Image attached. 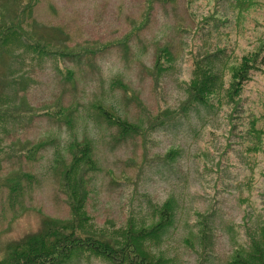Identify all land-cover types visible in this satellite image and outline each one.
Wrapping results in <instances>:
<instances>
[{"label": "rangeland", "instance_id": "rangeland-1", "mask_svg": "<svg viewBox=\"0 0 264 264\" xmlns=\"http://www.w3.org/2000/svg\"><path fill=\"white\" fill-rule=\"evenodd\" d=\"M29 1L0 0V25L15 23ZM31 3L0 44V258L44 218L69 216L60 169L86 139L98 165L89 171L91 231L111 234L130 216L149 226L155 206L174 196L175 222L149 243L152 252L167 264H233L240 250L249 258L247 225L264 224V148L251 152L230 132L229 103L169 114L188 98L196 56L222 48L231 61L260 43L264 0L243 17L233 0ZM216 7L215 20L201 21ZM242 96L240 126L251 110L264 111V66ZM97 104L142 128L119 136ZM75 264L113 263L91 256Z\"/></svg>", "mask_w": 264, "mask_h": 264}, {"label": "trees", "instance_id": "trees-1", "mask_svg": "<svg viewBox=\"0 0 264 264\" xmlns=\"http://www.w3.org/2000/svg\"><path fill=\"white\" fill-rule=\"evenodd\" d=\"M233 2L239 15L243 17L242 12L256 5L258 0H233ZM31 4L30 0L20 11L16 24L20 25L22 13ZM217 11L216 7L214 12L203 16L201 21L215 20ZM15 23L10 21L0 25V44L8 42L10 39L8 33L12 29L15 30ZM15 33L16 31L13 32V36ZM35 47L48 51L44 43H37ZM216 51H207L201 54L203 56L194 58L192 76L186 87L188 98L169 116L186 113L197 103L206 106L229 103L231 105L228 114L230 132L239 134L247 150L251 152L263 150L264 111L257 113L251 110L248 114V122H241L243 126L238 125L236 121V111L242 105V92L246 83L253 79L254 70L264 66V35L260 38V43H257L252 51L243 54L241 58L235 57L231 61H226L224 53L218 54V51L223 52V49L217 48ZM168 52H170L169 47H166L158 53L159 68L162 67L161 58L167 56ZM217 61L224 63L223 69L218 67ZM227 69L231 74L228 84L225 78ZM97 107L100 114L110 123L118 125L119 136L137 133L142 128L140 124L118 115L108 106L97 104ZM44 143L41 141L37 146L41 147ZM28 152L30 153L29 150ZM172 153L171 156L174 155ZM95 168H98V165L91 141L86 139L75 143L70 161L60 169L61 182L68 198L69 216L64 219L44 218L40 229L28 232L19 239L7 243L4 254L0 258V264H75L91 256L100 257L113 264H167V258L152 252L149 243L159 240L168 226L174 224L177 199L170 196L161 206H155L154 213H157L159 218L153 219L149 226L135 227L133 216H130L125 226L114 228L111 234H104L106 233L104 231L95 233L87 227L90 218L89 171ZM26 175L32 176L31 173ZM12 187L18 189L19 185ZM247 228L251 233L253 248L246 252L249 258H246L243 250L237 251L233 264H264V224L259 230L253 229L250 225H247Z\"/></svg>", "mask_w": 264, "mask_h": 264}]
</instances>
